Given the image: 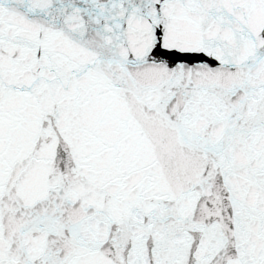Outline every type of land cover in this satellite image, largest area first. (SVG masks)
I'll return each mask as SVG.
<instances>
[{
    "label": "snow or ice",
    "instance_id": "1",
    "mask_svg": "<svg viewBox=\"0 0 264 264\" xmlns=\"http://www.w3.org/2000/svg\"><path fill=\"white\" fill-rule=\"evenodd\" d=\"M0 264H264V0H0Z\"/></svg>",
    "mask_w": 264,
    "mask_h": 264
}]
</instances>
